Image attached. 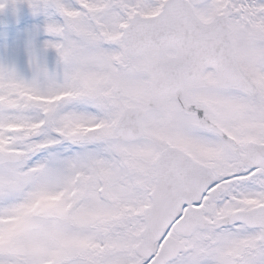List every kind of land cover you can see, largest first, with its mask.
Wrapping results in <instances>:
<instances>
[{"label": "snow or ice", "instance_id": "obj_1", "mask_svg": "<svg viewBox=\"0 0 264 264\" xmlns=\"http://www.w3.org/2000/svg\"><path fill=\"white\" fill-rule=\"evenodd\" d=\"M0 264H264V0H0Z\"/></svg>", "mask_w": 264, "mask_h": 264}, {"label": "rangeland", "instance_id": "obj_2", "mask_svg": "<svg viewBox=\"0 0 264 264\" xmlns=\"http://www.w3.org/2000/svg\"><path fill=\"white\" fill-rule=\"evenodd\" d=\"M22 12L19 17H17L11 7H9L4 12H0V34L4 32H10L15 34L23 30L27 23L30 22L31 17L26 6H21Z\"/></svg>", "mask_w": 264, "mask_h": 264}]
</instances>
